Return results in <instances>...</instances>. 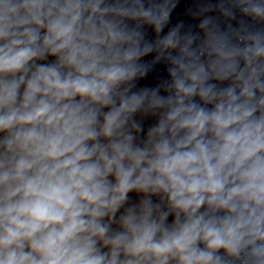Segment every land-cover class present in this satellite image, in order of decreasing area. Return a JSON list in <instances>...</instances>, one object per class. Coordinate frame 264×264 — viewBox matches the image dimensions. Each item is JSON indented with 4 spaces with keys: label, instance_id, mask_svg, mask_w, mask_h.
<instances>
[{
    "label": "clouds",
    "instance_id": "1",
    "mask_svg": "<svg viewBox=\"0 0 264 264\" xmlns=\"http://www.w3.org/2000/svg\"><path fill=\"white\" fill-rule=\"evenodd\" d=\"M0 264H264V0H0Z\"/></svg>",
    "mask_w": 264,
    "mask_h": 264
}]
</instances>
